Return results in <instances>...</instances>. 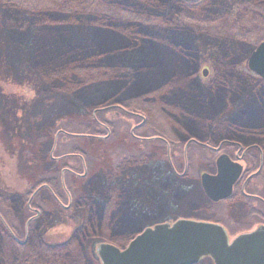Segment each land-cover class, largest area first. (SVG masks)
<instances>
[{"label": "rangeland", "instance_id": "374dc122", "mask_svg": "<svg viewBox=\"0 0 264 264\" xmlns=\"http://www.w3.org/2000/svg\"><path fill=\"white\" fill-rule=\"evenodd\" d=\"M178 2L182 3L180 0L142 2L144 6L141 8L153 13L152 19L149 17V22H144L149 24L145 27L159 35L162 33L160 28L166 29L165 36H162L167 38L166 41L155 39L154 45H142L138 50L125 51L122 48V53L120 50L108 52L107 56L111 57L122 54V60L111 61L115 66L122 63V71L128 62L135 67V60H139L140 65L143 60L144 64L155 66L144 71L126 68L127 72L135 71L134 76L142 79L138 81L145 85L140 89L138 84H134L127 89L122 80V98L111 95L121 99L122 106L103 108L94 114L96 119L101 117L104 122L114 123L115 139L109 140L111 131L105 130L97 122L104 131L92 139L90 145L86 143L79 147L91 160L87 166L89 170H83L84 166L75 161L81 156L68 158V165H62V160L53 159L73 153L76 139L67 145L61 141L56 151V147H51L46 140L47 136L55 137L53 129L62 123L58 115L64 112L66 117L75 114L70 109L71 98H64L60 94H55L58 99L53 96L52 86L57 87L61 80L50 79L51 85L48 80L35 74L24 59L19 61V54L10 58L7 51L2 50V55L0 53V211L5 217L0 216V229H9L8 222L14 225L19 234L17 241L15 237L16 243H28L24 258L17 264L28 262L32 257L41 258L37 264H47L44 261L49 256L37 254L36 245L42 242L47 246H58L71 239L72 245L64 249L67 250L64 255L74 256L64 264H101L96 250L102 240L103 243L118 241L121 244L118 248H125L137 227L186 219L198 207L201 211L195 212L194 220H223L230 240L252 229L249 218L233 205L232 199L216 207H211V204L206 206L205 196L200 189V177L204 173H215V159L219 153L194 144L187 147L186 143L189 139L204 143L208 140L211 144L205 146L216 148L223 140L258 134L254 136L256 143L251 141L248 144H257L264 150V81L247 68L248 56L254 50L252 47L256 48L264 40V22H259L260 19L253 16L254 11L264 9V2L255 1L249 5L247 13L236 0H199L197 4L188 6V10L182 9ZM164 12L172 22L166 24L158 17L161 13L165 15ZM147 54L151 56L148 58ZM103 63L107 69H102L110 70V61ZM96 70L102 73L100 67ZM204 71L206 76L203 75ZM123 74L126 73L123 71ZM136 85L137 88L134 87ZM148 88L150 90L146 93L137 91ZM108 89L100 85L93 103H101L106 95L103 92ZM111 96H108L110 101L113 100ZM62 100L66 101L67 109L60 114L55 113L60 102L62 109ZM242 108L244 113L238 114L237 111ZM142 110L144 112L139 113ZM249 112L251 116L248 119L246 115ZM91 116L90 122L95 124ZM66 119L71 120V131L88 132L85 124L88 119ZM228 123L232 125L228 126ZM240 124H243L242 130ZM156 134H160L169 146H162L161 141L154 139L142 142L132 139L133 136L149 138ZM130 136L135 145L130 142ZM53 138L52 141L56 143ZM57 140H61L60 135ZM177 140L182 145L171 144ZM156 144L160 147L152 146ZM131 153L136 155L134 158H139L136 159L139 163H133L134 169L128 164L133 159H126ZM109 154L120 155L122 162L126 161L127 168L119 163L121 160ZM255 155L258 156L257 152ZM61 166L68 171H72L70 166L74 167L78 172L72 174L79 176L60 171ZM184 166H187V175L175 179L174 173L181 174ZM244 166L248 173L241 183L259 170V162L244 163ZM123 168L125 170L122 172ZM93 170L101 176L91 177L89 174ZM258 172L247 185L251 186L252 191L258 189L262 196L264 168ZM140 174L145 175L141 177ZM55 178L62 190L58 199L50 189L56 183L53 182ZM40 179L52 183L41 185ZM114 187H122L127 192L121 194L119 204V200H112V196L119 195L115 194L118 191L111 192ZM86 188L91 189L89 193ZM86 198L99 214L95 213L94 222L102 240L78 243L74 236L84 227L86 215L80 207V200ZM3 200H6L4 204ZM12 251L13 248H7L6 242L0 238L2 264H7L6 260L12 264ZM60 252L63 255V251ZM16 254L18 256L20 253ZM200 264L213 263L210 259H204Z\"/></svg>", "mask_w": 264, "mask_h": 264}, {"label": "trees", "instance_id": "16d2710c", "mask_svg": "<svg viewBox=\"0 0 264 264\" xmlns=\"http://www.w3.org/2000/svg\"><path fill=\"white\" fill-rule=\"evenodd\" d=\"M143 1L146 2L149 0H0V53L2 55V50L7 51L10 58H12L14 54H19V57H17L19 61L24 59L25 63L35 74L44 80H48L50 83V79L59 78L61 80L57 87L52 86V92H54L53 96H55V94H60L63 95L64 98H71L72 105L70 106V109L75 114L72 113L69 117L63 115L65 112L62 115L60 114L68 107L66 101L62 100V109L60 102L59 109L55 111V113L60 114L58 117H61L59 120L62 119V123H59V125L53 129L55 137L53 138V135L47 136L46 140L51 147H56V151L60 148L61 141H64V144L67 145L66 143L76 139V150L73 153L76 156H81L79 159H75V161L84 166L82 167L83 170H89V167L87 168V166L91 160L87 157L85 150L79 149V147L86 143L87 146L90 145L89 142L92 143V139L101 135L104 130L100 129L98 124L105 130L111 131L109 140H112L113 138L115 139L112 127L114 123L104 122L101 117L96 119L94 114L103 108H112L115 107L114 105L122 106V100L114 97L119 95L122 98V80L125 81L127 89L134 84H138L141 89L145 84L138 81L140 78L134 76L133 72L138 69L141 71L146 69L151 70L155 66L153 64H144L143 60L140 65L139 60H135V67L133 66V63L130 64L128 62L127 66L123 69L126 74L122 75V63H120V66H115L114 64L112 65L111 62L114 61L115 63L118 60H122V54L118 55V57H111L107 56L108 52L110 51V53H112L115 50H120L122 53V48L125 51L132 49L138 50L142 45H154L155 39H159V41H166L167 39L162 37L164 33H166V29L160 28L159 31L163 34L161 33V35H159L154 33V30L145 27L149 26V24L144 22H149V17L152 19L153 13L148 10L144 11L141 8L144 6L142 3ZM236 1L239 2L240 8L246 10L245 12L247 13L249 5L259 0ZM261 2L263 3L264 0H261ZM159 6L163 7V5H158L157 7ZM179 6H181L182 9L185 8L188 10V6L193 5H184L182 2ZM263 11L264 9H261V12H253V16L260 19L259 22H264ZM164 13L165 15L161 13L158 17H160L161 20H164L166 24L172 22L170 17L166 18L167 12ZM154 16L156 17L155 14ZM252 48L254 49V47ZM150 56L151 54L146 55L148 58ZM104 61H110V70H103L107 69L106 64L103 63ZM150 62L152 61L150 60ZM98 67H100L102 73L96 70ZM128 67H133L135 71L127 72L126 68ZM100 85L108 87L109 89L103 92L106 95L102 97L101 103H93L94 94L99 90ZM157 85H159V82ZM138 86L136 85L134 87L137 88ZM148 90H150V88L137 91H139L138 93H140V91L146 93ZM106 96L107 98L104 99ZM108 96H111L113 100L110 101ZM56 99L58 98L56 97ZM120 110L122 111V109ZM142 112L144 111L142 110L139 113L142 114ZM126 113L129 114L130 112ZM90 114L93 115L95 124L90 122ZM65 118H74L72 119L73 121L75 119H88V123L85 122L86 131L88 132L79 133L71 131V120H65ZM59 135L61 136V140L58 141L57 139ZM159 135L160 134L151 136ZM52 138L55 139L56 143L54 140L52 141ZM132 139L130 136V142L135 145L134 140ZM161 145L164 146V144ZM152 146L160 147L158 144ZM170 147L173 148V146ZM132 154L133 153L128 154L126 159H133L130 160L128 164L134 169L136 167L133 166V163H139L136 161V159L139 160V158H134L136 155L133 156ZM109 155L115 156L118 161L121 160L119 163L127 168L126 161L122 162L123 159H121L120 155ZM68 158L70 157L64 158L62 165H68L66 164ZM61 168L63 167L61 166ZM70 168L73 173L78 172L74 167L70 166ZM124 170L125 168L122 169V172ZM89 175L93 178L97 175L98 177L101 176L95 170ZM144 175H141V177ZM174 178L177 179L175 175ZM39 182L41 185L46 183L49 185L52 183L47 182L45 179H40ZM53 182L56 183H53L55 185H52L50 189L52 194L58 199L61 197L60 191L62 190L60 189L57 178H55ZM86 189L87 193L91 190L90 188ZM116 191L118 192L115 194L119 195L117 197L112 196V200L113 202L119 200V204L120 199L122 198L121 194H127V192L126 190L123 191L122 187H114L111 192L114 193ZM174 193L175 191L171 193L172 199ZM154 196L158 197L156 194ZM176 196L177 195L174 197ZM5 201L6 200H3V204ZM80 202V207L83 209V212H86V215L84 227L76 232L74 238L78 243L87 240L101 241L102 239L96 232L97 228H95L94 222L95 213L97 215L99 214L97 211H94L92 203L89 204L90 201L87 198L86 200L81 199ZM0 203L2 204L1 200ZM0 216L5 219V217L2 216L1 211ZM24 219H26V217H24ZM6 223L10 229L9 234L3 229H0V238L6 242L7 248H13L14 251H12V253L14 254H12L11 261L12 264H17L22 258H24L28 243L25 245L17 244L15 241V237L16 240L19 237L17 230L14 225H9L8 222ZM143 228L144 226H139L133 230L130 238L132 239L139 234ZM29 233L30 232H28V235ZM107 243H112L117 247H120L121 245L115 240L107 241ZM71 245L72 239L68 240L65 244L58 246H47L42 242H39V244L36 245V253L41 256H49L46 261H44L47 264H51L52 262L54 264H64L65 261H68L74 256L72 254H69L68 257L64 255L67 251H64V249L69 248ZM60 251H63V255ZM16 252L20 254L17 256ZM39 259L41 258L37 259L32 257L30 261L19 264H37ZM79 259L81 260V258ZM6 263L8 264L7 260ZM0 264H2V261H0Z\"/></svg>", "mask_w": 264, "mask_h": 264}, {"label": "water", "instance_id": "95a60500", "mask_svg": "<svg viewBox=\"0 0 264 264\" xmlns=\"http://www.w3.org/2000/svg\"><path fill=\"white\" fill-rule=\"evenodd\" d=\"M247 68L264 80V41L249 56ZM216 166V175L201 176L202 189L212 202L231 195L242 171L225 156L218 158ZM96 253L101 264H197L206 257L214 264H264V228L242 234L229 243L221 226L182 219L145 228L122 250L100 244Z\"/></svg>", "mask_w": 264, "mask_h": 264}, {"label": "flooded vegetation", "instance_id": "af4514ba", "mask_svg": "<svg viewBox=\"0 0 264 264\" xmlns=\"http://www.w3.org/2000/svg\"><path fill=\"white\" fill-rule=\"evenodd\" d=\"M241 113H244L243 109L238 111V114H241ZM245 114H247V113H245ZM246 116L249 119V117L251 116L250 112ZM240 119H243V118H240ZM230 122H231V120H230ZM230 124L228 126H230ZM239 126L241 128L240 130H242L243 124H240ZM254 136H259V135L253 134L252 136L247 137V138L242 137V138H236V139L230 138V140L229 139L223 140L218 144V146L216 148H211V147L205 146L206 144H211V143H208L209 142L208 140H206V142L204 143L202 141H196V140L189 139V140H187V143H186L187 147L190 144H194L197 146L207 147V148H209V151L214 152L215 154L219 153V155L215 159V167H217L216 162L220 156H225L231 162L238 163L242 167V175L236 181V183L232 186L233 189H232V193H231L230 197L223 200L224 202H227L228 200L232 199L233 200L232 202H234L233 205L237 206L239 209H241L242 212L244 213V216L246 218H249V222H251L250 226H252V229L247 230L245 232H242L239 235L248 234V233H252V232L254 233V231L257 230L258 228H264V192H263V195L261 196L258 189H253V191H252V189L250 188L251 186L247 185V183L250 181V179L254 178L255 175H258L259 174L258 171L259 170L261 171V169L264 168V150H262L260 148V146H258L257 144H248L251 141H252V143H256ZM157 137H158L157 140L161 141L162 144H164V146H169L168 142L163 137H161V136H157ZM249 138H253V139L247 140ZM133 139L138 141V142H142V140L143 141L153 140L154 137L141 138L139 136H133ZM179 141L180 140H177L175 142H171V144L172 143L180 144ZM182 141H183V139H182ZM259 142H261V141H259ZM181 143H183V142H181ZM263 143H264V141H263ZM175 144H174V146L176 147ZM180 145H182V144H180ZM180 145H178V146H180ZM234 151H235V153H234ZM256 152H257L258 156L255 155ZM72 155H73V157H75L74 154H70V155L67 154V155L57 157V158L53 157V159L56 161L57 160L63 161L64 158H67L68 156L72 157ZM184 155H185V153H184ZM257 161L259 162V166H258L259 170L255 173H252L251 176L246 178V180L243 183H241V180L244 179V176H246L248 173V169L244 166V163H247V164L248 163H255ZM183 168L184 169H183L181 174L174 173V175L176 176L177 179H181L184 175H187L186 174L187 166H184ZM62 171H67L68 173L70 172V174L73 175L72 171H68L67 169H62ZM73 176H79V175H73ZM250 185H251V183H250ZM238 190H240V191L238 192ZM261 190H264V189H261ZM205 199H206V197H205ZM223 201H221V202H223ZM221 202H219V203H221ZM219 203H213L212 201L206 199V206H207V204H211L210 205L211 207H216ZM193 210L195 212H200L201 208L198 207V208L193 209ZM195 212H193V214L190 213V215L186 219L194 220L195 219L194 215L196 214ZM198 220L220 225L225 230L227 236L230 237L229 231L224 226L223 220H219V219H208V220H206L204 218H202V219L200 218ZM2 225L5 227L4 224H2ZM3 230L7 234H9V229H3ZM206 259H208V258H206ZM202 261H203V259H202ZM200 262L198 264H200Z\"/></svg>", "mask_w": 264, "mask_h": 264}]
</instances>
